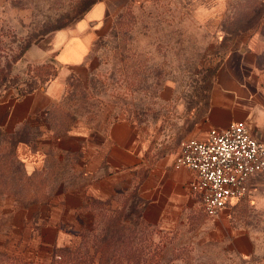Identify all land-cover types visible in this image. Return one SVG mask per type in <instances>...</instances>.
<instances>
[{
  "label": "rangeland",
  "instance_id": "rangeland-1",
  "mask_svg": "<svg viewBox=\"0 0 264 264\" xmlns=\"http://www.w3.org/2000/svg\"><path fill=\"white\" fill-rule=\"evenodd\" d=\"M97 1L106 3L101 33L58 104L30 125L0 129V252L31 261L30 239L45 225L38 213L48 201L26 206L9 193L13 184L4 185L21 175L19 162L26 173L18 186L30 183L21 195L28 191L31 201L51 194L54 204L81 175L70 156L56 155L62 167L51 169L55 153L48 156V144L85 125L126 118L147 134L148 149L123 209L126 239L132 248L139 241L143 250L123 247L122 255L141 256V264H264V175L233 201L224 220L208 216L200 203H186L179 222L157 228L142 217L135 197L159 160L174 156L175 164L181 141L201 128L224 67L244 55L264 86V0H0V104L43 90L56 77V40L74 35L76 22ZM33 162L39 169L32 171ZM48 165L55 176L48 175ZM44 259L37 262L48 263V255ZM116 260L128 264L124 257Z\"/></svg>",
  "mask_w": 264,
  "mask_h": 264
},
{
  "label": "crops",
  "instance_id": "crops-1",
  "mask_svg": "<svg viewBox=\"0 0 264 264\" xmlns=\"http://www.w3.org/2000/svg\"><path fill=\"white\" fill-rule=\"evenodd\" d=\"M105 8L106 3L98 1L76 22L74 35L58 37V74L46 83L43 90L1 103V127H19L25 122L31 124V118L35 119L44 111L49 114L50 109L58 104L57 101L66 92L68 78L84 66L101 33L100 21ZM250 63L246 56L241 55L236 64L224 67L219 72L211 93L210 108L201 128L190 130L184 139H205L211 128L224 129L238 120L252 122L256 133L264 138L263 79L258 77ZM67 137L57 136L48 144V156L55 153V159H48L49 165L51 169L56 165L60 168L63 161L58 160L56 155L64 159L70 156L76 164L73 170L79 172L81 181L68 187L58 202H48L44 213H38L39 220L45 225L36 228L30 239L29 253L31 261L39 264L43 262L37 261H44L45 255L50 261L54 248L69 245L72 239L80 237L83 228L92 226L93 201L107 202L110 210L121 207L148 149L147 134L126 118L111 122L108 126L105 122L92 128L85 125L70 132ZM35 163L32 164L34 167ZM49 165L48 175L55 176L56 173L49 170ZM195 175L190 168L177 167L174 156L160 159L156 168L136 187L135 197L141 204L142 217L154 227L164 229L185 216L188 210V207L183 210L186 203L202 204L200 196L191 191ZM49 196L52 199V195ZM227 209L229 206L214 219L224 220Z\"/></svg>",
  "mask_w": 264,
  "mask_h": 264
},
{
  "label": "built area",
  "instance_id": "built-area-1",
  "mask_svg": "<svg viewBox=\"0 0 264 264\" xmlns=\"http://www.w3.org/2000/svg\"><path fill=\"white\" fill-rule=\"evenodd\" d=\"M175 165L195 172L191 191L200 196L205 213L217 217L264 175V141L246 120H238L224 129L211 128L205 139L182 140Z\"/></svg>",
  "mask_w": 264,
  "mask_h": 264
},
{
  "label": "trees",
  "instance_id": "trees-1",
  "mask_svg": "<svg viewBox=\"0 0 264 264\" xmlns=\"http://www.w3.org/2000/svg\"><path fill=\"white\" fill-rule=\"evenodd\" d=\"M95 3H93L92 5H94ZM89 8H87L86 11ZM257 13H260L258 19L261 18L262 12L260 10H257ZM52 109L54 108H51L50 111H52ZM23 125H30V123L25 122ZM0 129L3 132H6L3 127ZM61 130L62 129L58 128V126L54 127V131L56 132H61ZM22 141L23 139L19 138L16 141V144ZM19 163L21 164V168H19L21 175L17 177L12 176L10 178H6L5 182L3 181L6 187L9 184H13L12 192L9 191V193H12L17 198L22 199V201L26 203V206L32 204H38V203L39 204L47 203V201L49 202L50 200L49 195L48 198L45 197L34 198V200L31 199V201L27 200V197L29 196L28 191L25 194L21 195L23 193V190H25L27 187L29 188L30 183L28 181L27 183L18 186L19 182L20 181L23 182V179H25V177H23L22 172L24 171L26 173V169L23 163L22 162ZM37 173L38 172H36V174ZM32 178H33V174L28 176L29 180ZM19 179L20 181L18 182ZM42 184L43 183L41 181V185ZM92 203H93L92 206H94L95 208L93 210L94 221L91 227L83 228L80 234V237L82 238L81 241L79 243H74V244H69L54 248L50 262L43 264H96V263L115 264L116 262H119L118 260H116L119 256L124 257L125 262L128 264L131 262L133 264H141L142 262L140 260L141 256H138V259L134 260L130 256H123L121 252L123 247L126 249L135 250L138 253L143 250L141 247H139L141 246L139 245V241L138 243L136 242L134 248H132L130 244V240H131L130 237L126 239L127 235L125 233L130 231L127 228V224H126L127 216L123 213V209L127 204V200L126 199L122 200V203L120 205L121 207L113 210L107 208V204H108L107 202L93 201ZM2 227L3 226H1L0 224V234L3 231ZM135 230L136 229L134 228L133 231ZM129 235H132V233L130 232ZM125 239L127 242L125 241ZM0 264H39V263H35L33 261H26L23 258L10 255L7 252H0Z\"/></svg>",
  "mask_w": 264,
  "mask_h": 264
},
{
  "label": "water",
  "instance_id": "water-1",
  "mask_svg": "<svg viewBox=\"0 0 264 264\" xmlns=\"http://www.w3.org/2000/svg\"><path fill=\"white\" fill-rule=\"evenodd\" d=\"M246 121H247V123H248V125H249V127H250V129H251L252 134H253L254 136H256L257 138H259L260 140H263V141H264V138H262L258 133H256V131H255V129H254V126H253L252 122H250V121H248V120H246Z\"/></svg>",
  "mask_w": 264,
  "mask_h": 264
}]
</instances>
